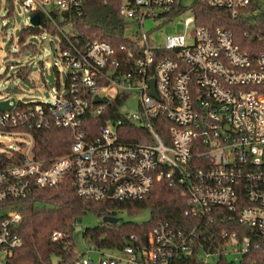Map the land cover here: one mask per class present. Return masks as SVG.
I'll use <instances>...</instances> for the list:
<instances>
[{
	"label": "built area",
	"instance_id": "2783aa9c",
	"mask_svg": "<svg viewBox=\"0 0 264 264\" xmlns=\"http://www.w3.org/2000/svg\"><path fill=\"white\" fill-rule=\"evenodd\" d=\"M18 1L29 18L37 13L52 21L55 13L64 21L65 13L80 12L82 3ZM206 2L230 10L233 16L249 5H255L254 14L264 10V0ZM178 4L180 0H121L125 30L118 46L92 40L78 48L69 39V49H61L59 38L53 36L66 74L62 85L58 76L50 103L34 101L22 108L11 94L2 93L0 101L14 102H9L10 110L0 111V125L21 128L0 133L27 139L17 148L9 145L1 151L19 152L22 160L0 168V264H13L11 258L21 245L17 200L34 189L55 188L69 175L75 193L93 200H141L157 181H164L185 198L183 214L192 224L173 228L158 222L139 238L129 236L126 241L131 244L121 250L95 249L84 240V251L71 248L74 255L66 261L53 254L50 264L54 256L57 264H241L249 263L247 256L260 248L264 52L252 58L234 42L231 31L197 26L189 10L172 17ZM5 6L2 0L1 11ZM180 16L182 28L157 40L154 34L160 27ZM146 22L151 28H145ZM128 24L135 28L129 30ZM55 26L64 37L71 33L69 21ZM4 46L0 42V48ZM53 66L57 68L56 62ZM111 87L117 90L115 96L101 95ZM131 96L137 100L136 110L121 112ZM95 97L105 102L95 103ZM119 97L120 115L104 119L95 133L85 129L87 113L106 114L107 104ZM51 126L72 132L70 150L37 159L29 130ZM218 223L228 228L220 229ZM231 226L249 232L239 235ZM51 240L66 249L71 246L57 230Z\"/></svg>",
	"mask_w": 264,
	"mask_h": 264
},
{
	"label": "trees",
	"instance_id": "16d2710c",
	"mask_svg": "<svg viewBox=\"0 0 264 264\" xmlns=\"http://www.w3.org/2000/svg\"><path fill=\"white\" fill-rule=\"evenodd\" d=\"M183 1L186 2V0H180L172 17L189 10L193 13L197 26L210 30L225 28L231 31L234 42L252 58L264 52V10L254 14L255 5H249L241 8L238 14L233 16L230 10L211 6L206 0H191L186 5ZM1 4L2 0H0V11ZM120 4L121 0H82L80 12L65 13L64 21H59L57 13L54 14V21L41 15L38 27L26 25L19 29L16 40L18 51L35 54L38 50L37 46L31 42V38L40 37L44 32L58 37L61 49H69L67 41L69 39L78 48L92 40H106L118 46L124 41L125 30V21L119 12ZM14 11V0H6L5 14L4 16L0 14V24L5 18H11ZM68 21L71 22V33L64 37L55 24L63 26ZM7 27L8 24L0 25V34ZM54 71L57 75L58 71L55 68ZM6 73L7 70L0 75V80ZM15 74L21 81L28 79L31 84L28 69L25 66L17 69ZM28 105H34V103L18 101L19 107ZM119 106H121L120 97L107 104L106 114L91 117V114L87 113L84 118L85 129L95 133L101 123H104V119L120 115ZM20 128L21 126L0 125L1 132ZM29 131L34 139L33 153L37 159L59 156L70 150L73 139L72 132L68 129L51 126ZM21 160L22 155L19 152L8 154L0 151V168L20 163ZM17 203L20 205L22 215L17 227L21 245L14 251L11 258L13 264H50L53 254L62 257L63 261L69 260L74 255L70 249L76 247L79 235L95 249L121 250L129 236L134 235L139 238L147 234L158 222L167 223L173 228H186L192 224L191 219L183 214L186 207L185 198L178 188L170 187L164 181H157L153 190L141 200H93L75 193L72 178L69 175L57 187L34 189L27 197L18 199ZM145 209L150 214L147 221L138 222L122 218L115 223L102 221L105 216L119 218L118 216L122 213L136 214ZM87 213L96 215L99 223L78 231L75 225L79 218ZM217 227L228 228L219 223ZM229 229L236 230L239 235L249 232L235 226ZM54 230L64 233L71 242V246L66 249L62 243L53 242L51 234ZM258 240L261 243L260 248L252 250L247 256L250 258L249 263L244 260L241 264L264 263V240ZM252 241L254 242L255 239ZM220 264L231 263L222 261Z\"/></svg>",
	"mask_w": 264,
	"mask_h": 264
},
{
	"label": "rangeland",
	"instance_id": "374dc122",
	"mask_svg": "<svg viewBox=\"0 0 264 264\" xmlns=\"http://www.w3.org/2000/svg\"><path fill=\"white\" fill-rule=\"evenodd\" d=\"M190 2L191 0H186V4ZM14 5L15 11L13 16L9 19L5 18L0 24L1 26L8 24L7 29L0 34V42L5 44L2 49L0 48V75L7 70L6 75L0 80V98L2 97V93H9L11 94V98L23 103L34 101L50 103L51 89L57 84L58 76L59 83L62 85L66 74V67L61 63L59 57L58 39L46 34H43L40 38L33 37L31 41L36 44L39 52L37 51L35 54L31 52H19L16 47L17 35L19 29L29 24V14L18 0H14ZM0 14L4 16L5 11H0ZM182 19V16L176 17L173 22L162 25L160 27L161 30L154 34L157 40L162 41L166 34L180 30L182 28ZM151 26V22H146V29L151 28ZM126 28L131 30L135 26L128 24ZM8 53L9 55L7 56ZM2 56H4V59H1ZM55 62L59 75H56L53 68ZM22 66L28 69V78L31 81V86L25 84L15 74L17 69ZM116 93V88L111 87L107 92H102L101 95L113 97ZM136 108L137 100L131 96L120 107V111L123 113H133ZM26 139L25 136L0 133V151H5L9 145L17 148ZM149 216V211L145 209L136 214L122 213L118 217L123 220L141 222L147 221ZM98 223L99 219L96 215L87 213L79 218L75 228L79 231L85 227H93ZM76 247L80 252L84 251L86 247V242L80 235L77 237ZM57 262L54 256L52 263L57 264Z\"/></svg>",
	"mask_w": 264,
	"mask_h": 264
},
{
	"label": "water",
	"instance_id": "95a60500",
	"mask_svg": "<svg viewBox=\"0 0 264 264\" xmlns=\"http://www.w3.org/2000/svg\"><path fill=\"white\" fill-rule=\"evenodd\" d=\"M29 25L31 26H36L38 27L40 25V16L39 14H33L32 16H30L29 18ZM25 84H27L28 86H31L28 79L24 81ZM153 83V81H152ZM9 102H14L13 99L11 100H1L0 101V111H5V110H10L12 108V105L9 104ZM94 102L95 103H104L105 100L100 98V97H95L94 98ZM118 220H120V218H117V217H113V216H105L102 218V221L103 222H107V223H115L117 222ZM143 240L145 241L146 240V237H143ZM124 244L125 245H130L131 243L128 242V241H124Z\"/></svg>",
	"mask_w": 264,
	"mask_h": 264
}]
</instances>
